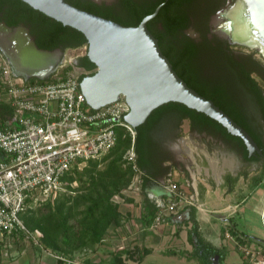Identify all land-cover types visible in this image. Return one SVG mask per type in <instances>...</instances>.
Masks as SVG:
<instances>
[{
  "label": "trees",
  "instance_id": "obj_1",
  "mask_svg": "<svg viewBox=\"0 0 264 264\" xmlns=\"http://www.w3.org/2000/svg\"><path fill=\"white\" fill-rule=\"evenodd\" d=\"M68 1L83 8L77 0ZM6 2H12L20 7L21 11H30L50 22V26L47 25L43 31L42 41H36L38 46L53 48L58 46V42L66 36H70L73 40L63 44L65 49L87 44L81 31L70 25L62 24L23 0H0V6ZM177 22L175 17H168L165 22L167 32L172 33L176 26L174 23ZM158 36L162 52L169 58L173 68L187 84L199 93L213 99L216 104L240 123L263 149L264 143L259 135L252 130L241 113L230 106V96L224 84L221 81L204 77L196 65L195 56L201 49H211L226 67L241 78L244 87L263 109L264 115L263 87L254 75L258 76L259 73L264 72V64L260 59L252 53L236 55L226 49H217L215 46L191 41L185 42L182 48L176 50L171 41L163 44L162 34H158ZM77 64L92 72L96 67L86 54L77 58ZM68 68H72V65L64 66L61 72ZM168 107L173 111H181L182 116L199 119L223 137L238 139L242 151L247 155L243 140L238 135L228 132L221 123L204 112L190 108L178 101H167L155 107L144 122L134 127V134H131L124 125L115 123L116 141L106 153L87 159L81 167L74 166L66 171L62 177L65 181L64 188L59 190L53 198L48 197L42 200L41 202L44 204L36 210H33L30 205L32 198H27V207L20 215L29 229H39L42 232L40 242L45 248L71 256L78 252L93 251L103 241L106 234L121 223L122 215L118 209V202L113 196L122 194L131 182L135 173L133 165H136L141 171L142 182L166 175L168 167L163 163L168 156L164 155L160 148L161 135L158 130L151 127V121L156 112L164 111ZM12 114V106L0 97V122L4 123V120L10 118ZM131 146L135 151L133 159L128 157V150ZM158 168L163 172L156 174L155 169L158 170ZM152 218L149 217L147 221H151ZM234 227L233 223L228 222V230L236 237L237 243L248 244L249 237L241 234ZM112 254L114 261L111 264H124L120 252L113 251ZM190 254L197 258L200 264H226L222 261L223 255L220 253V249L199 237L193 241ZM214 256H217L216 260ZM85 261L88 264H98L90 262L88 258ZM57 264L67 263L57 259Z\"/></svg>",
  "mask_w": 264,
  "mask_h": 264
},
{
  "label": "crops",
  "instance_id": "obj_2",
  "mask_svg": "<svg viewBox=\"0 0 264 264\" xmlns=\"http://www.w3.org/2000/svg\"><path fill=\"white\" fill-rule=\"evenodd\" d=\"M184 122L187 130L174 143L179 165L164 177L141 180L136 188L126 190V197L118 195L121 223L103 241L111 242L112 250L120 252L124 264H200L190 254L197 237L218 247L224 263L248 264L236 237L228 230V222L249 237L245 245L264 248V163L244 144L245 155L238 139L223 137L209 126V132H203L199 140L189 135L192 126ZM169 162L171 158L167 157L165 163ZM167 176L182 189L183 202L153 225L148 218L168 201L169 191L160 186ZM24 241L19 249L7 250L11 255L1 252L0 264H57L49 252ZM103 245L96 251L81 252L85 255L83 262L88 264L85 257L90 262L106 264ZM158 256L168 261H159Z\"/></svg>",
  "mask_w": 264,
  "mask_h": 264
},
{
  "label": "built area",
  "instance_id": "obj_3",
  "mask_svg": "<svg viewBox=\"0 0 264 264\" xmlns=\"http://www.w3.org/2000/svg\"><path fill=\"white\" fill-rule=\"evenodd\" d=\"M86 46L66 48L63 62L43 80L14 74L0 54V97L13 108L11 117L0 122V234L27 240L67 264L85 263L76 254L54 252L42 245V232L29 229L20 215L27 207V198L33 199L36 194L43 199L53 198L64 188L62 177L66 171L106 153L116 141L115 123L134 134V127L123 119L129 110L123 95L97 108L86 102L79 80L92 71L77 64L84 53L73 52ZM68 64L72 68L61 72ZM134 156L131 146L128 157ZM133 169V178L141 182V171L136 165ZM160 186L169 191L168 201L156 211L153 225L175 212L184 198L171 177H165ZM117 196L113 198L117 200ZM240 248L248 264H264L261 247L242 244Z\"/></svg>",
  "mask_w": 264,
  "mask_h": 264
},
{
  "label": "water",
  "instance_id": "obj_4",
  "mask_svg": "<svg viewBox=\"0 0 264 264\" xmlns=\"http://www.w3.org/2000/svg\"><path fill=\"white\" fill-rule=\"evenodd\" d=\"M35 9L81 31L87 41L86 55L96 65L81 76L79 87L86 102L97 108L123 95L129 110L123 119L132 127L144 122L150 112L167 101H178L202 111L238 135L249 153H261L252 135L213 99L199 93L173 68L162 52L157 37L146 21L158 8L136 25H125L68 0H23ZM228 18L237 39L264 51V0H236ZM0 52L14 74L25 79H47L63 62L65 49L36 44L24 25L9 26L0 21Z\"/></svg>",
  "mask_w": 264,
  "mask_h": 264
},
{
  "label": "flooded vegetation",
  "instance_id": "obj_5",
  "mask_svg": "<svg viewBox=\"0 0 264 264\" xmlns=\"http://www.w3.org/2000/svg\"><path fill=\"white\" fill-rule=\"evenodd\" d=\"M84 9L114 19L125 25H136L148 13H156L146 21L149 30L159 39L158 34H162V43L171 41L177 49L182 48L187 41L193 43L215 46L217 49H226L236 55L252 53L264 64V51L259 48L248 46L237 39L236 33L229 29L228 18L234 13L236 0H77ZM12 2L3 3L0 6V21L9 26L24 25L34 41H42L43 31L50 26V22L40 18L30 11L24 12ZM141 18L138 19V17ZM168 17H175L178 22L172 33L167 32L165 26ZM45 40V39H44ZM73 38L66 36L58 42V46L72 41ZM37 44V42H36ZM65 49V48H64ZM0 54H2L0 52ZM96 67L93 71H95ZM264 81V72L258 75ZM264 93V89L262 90ZM251 95V94H250ZM254 102V113L252 119L246 118L234 103L231 107L245 118V121L251 126L264 143V115L259 104L251 95ZM258 111V113H257ZM257 114H259L257 116ZM258 117V118H257ZM184 120L191 124L189 135L195 136L201 140L203 132H209L210 127L202 123L197 118L182 116L181 111H173L168 107L164 111H158L154 114L151 127L158 130L161 135V147L163 154L171 158V162L163 163L171 172L172 167L179 165L177 161V151L175 144L179 141L181 125ZM259 146V145H258ZM261 153L253 152L257 160L264 163V148ZM156 174L163 172L160 168L155 169ZM165 173V172H164Z\"/></svg>",
  "mask_w": 264,
  "mask_h": 264
},
{
  "label": "rangeland",
  "instance_id": "obj_6",
  "mask_svg": "<svg viewBox=\"0 0 264 264\" xmlns=\"http://www.w3.org/2000/svg\"><path fill=\"white\" fill-rule=\"evenodd\" d=\"M71 51L72 50L70 49L69 52ZM79 51L86 54L87 46L85 48L81 47V48H77L73 50V52H79ZM195 60H196L195 61L196 65L198 69H200L202 75L204 77H209V78L221 81L226 87V91L230 96L229 101L234 103L236 109L239 110L246 118L252 119L253 118L252 115L255 109L254 102L252 100L250 93L244 87L241 78L236 73H234V71H231L228 67H226V65L223 64V62L219 60V58L213 53L211 49L199 50L195 56ZM254 75L256 76L258 82L262 85L264 89V82L262 81V79L256 74ZM258 115L259 114H257V116ZM180 128H181L180 134H182L184 130H187V123L184 122ZM139 184L140 182L137 181L136 178H132L131 182L129 183V185L127 186V188L123 191L121 195H125L126 197V194H127L126 190L136 188V186H138ZM42 200H45V199L41 198L40 195L36 194V196H34L32 201L30 202V205L32 206L33 210H36L38 207L44 204L41 202ZM23 242L25 241L17 236L0 234V253L3 252L1 254H3L4 256H7L6 254L7 250L14 251L15 249H19V247L22 245ZM100 245H103L101 248L104 253L103 261L106 260V264H111V262L114 261V256L112 254L114 250H112V247L110 246L111 242L105 239L99 245H97L93 251L98 250L100 248ZM47 249H50V248H47ZM51 251H54V250H51ZM54 252H58V251H54ZM80 253L81 252L76 253L77 258L80 260H83V256L85 255L80 254ZM9 254L10 253L8 252V255ZM233 254L235 258H239V255L237 253L233 252ZM84 260H85V257H84ZM158 260L168 261L167 258H161V257H159Z\"/></svg>",
  "mask_w": 264,
  "mask_h": 264
},
{
  "label": "bare ground",
  "instance_id": "obj_7",
  "mask_svg": "<svg viewBox=\"0 0 264 264\" xmlns=\"http://www.w3.org/2000/svg\"><path fill=\"white\" fill-rule=\"evenodd\" d=\"M236 35H237L238 37H240V34H237V33H236Z\"/></svg>",
  "mask_w": 264,
  "mask_h": 264
}]
</instances>
